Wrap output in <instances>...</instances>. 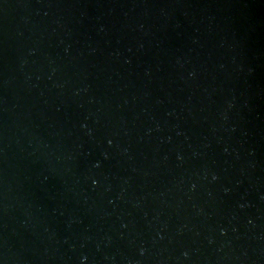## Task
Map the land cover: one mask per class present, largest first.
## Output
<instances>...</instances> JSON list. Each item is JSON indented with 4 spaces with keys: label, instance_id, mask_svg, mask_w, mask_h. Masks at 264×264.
I'll use <instances>...</instances> for the list:
<instances>
[{
    "label": "water",
    "instance_id": "1",
    "mask_svg": "<svg viewBox=\"0 0 264 264\" xmlns=\"http://www.w3.org/2000/svg\"><path fill=\"white\" fill-rule=\"evenodd\" d=\"M0 264H264V0H0Z\"/></svg>",
    "mask_w": 264,
    "mask_h": 264
}]
</instances>
